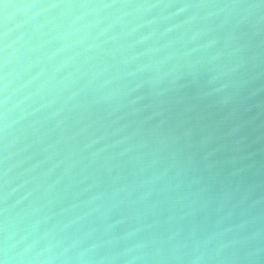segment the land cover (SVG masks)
Returning a JSON list of instances; mask_svg holds the SVG:
<instances>
[{
  "label": "water",
  "instance_id": "95a60500",
  "mask_svg": "<svg viewBox=\"0 0 264 264\" xmlns=\"http://www.w3.org/2000/svg\"><path fill=\"white\" fill-rule=\"evenodd\" d=\"M12 4L0 260L264 264V0Z\"/></svg>",
  "mask_w": 264,
  "mask_h": 264
},
{
  "label": "snow or ice",
  "instance_id": "6c2138e0",
  "mask_svg": "<svg viewBox=\"0 0 264 264\" xmlns=\"http://www.w3.org/2000/svg\"><path fill=\"white\" fill-rule=\"evenodd\" d=\"M12 6V0H0V13L6 14L7 10Z\"/></svg>",
  "mask_w": 264,
  "mask_h": 264
},
{
  "label": "clouds",
  "instance_id": "9594fccd",
  "mask_svg": "<svg viewBox=\"0 0 264 264\" xmlns=\"http://www.w3.org/2000/svg\"><path fill=\"white\" fill-rule=\"evenodd\" d=\"M0 264H5V261L0 260Z\"/></svg>",
  "mask_w": 264,
  "mask_h": 264
}]
</instances>
